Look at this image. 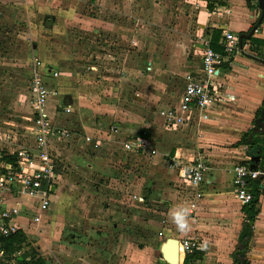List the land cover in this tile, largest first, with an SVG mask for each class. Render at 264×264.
I'll return each mask as SVG.
<instances>
[{
    "label": "crops",
    "instance_id": "0c3cea01",
    "mask_svg": "<svg viewBox=\"0 0 264 264\" xmlns=\"http://www.w3.org/2000/svg\"><path fill=\"white\" fill-rule=\"evenodd\" d=\"M74 1L75 4H69L67 0H24L23 3L21 0H0V153L5 150L12 155L17 149L33 143L29 82L34 72L41 75L47 89L46 111L51 121L68 131H76L73 137L51 140L58 168L62 165V169H66L63 165L66 160L67 169L56 170L53 195L36 226L32 223V215L36 212L38 197L6 195L7 204L19 202L21 212L17 222L26 236L25 245H29L28 236H38L19 255L27 253L24 257L27 264H170L160 254L165 239L193 237L201 246L188 254L185 264H229L246 221L243 204L234 195L232 168L248 159L264 165V151L258 149L256 156L249 157L248 145L238 143L244 133L254 127L253 120L259 115H255V111L264 105V19L250 37H243L245 41L240 44L241 50L225 57L222 62L220 80L225 98L211 105L205 118L197 110L182 111L179 96L176 106H164L158 112L161 127H154L147 121V125H141L128 136L106 111V103H102L101 98L98 103L87 91H77L72 76L67 73L72 71L73 65L69 63V68L64 69L58 58L45 55L32 39L33 35L27 49L15 51L17 66L12 64L11 37L6 25L15 12L19 16L23 11L31 21L38 10L43 18H48L49 28L58 23L78 25L82 22L84 32L90 37L93 33H107L121 27V19L102 15L108 7L115 12L118 10L113 0ZM222 1L224 5H214L210 10L205 0H150L152 9H147L149 15L164 8L172 19L174 6L177 10L188 11V14L183 13L184 34H177V39L171 40L174 41L171 47L176 53L183 54L185 60L184 69L179 73L186 75L182 90L187 80L202 77V39L207 38L210 43L214 30H219L220 43L226 31L238 37L257 19L259 10L246 6L247 1L255 3V0ZM78 2L83 6L76 5ZM45 6L48 9L44 10ZM94 6L101 13H97ZM188 15L190 18L186 19ZM179 40L186 45L188 41L195 43L191 45L193 48L185 51L183 46L175 44ZM130 41L132 46L137 44L135 38ZM197 41L199 45H196ZM88 43L89 48H96L92 39ZM153 57L148 60V69H152L151 65L155 68L156 57ZM188 57L191 64L187 62ZM12 91L17 95V103L12 102L15 99L10 97ZM63 92H71L68 93L70 98ZM12 110L19 113L13 115ZM169 110H175V118L167 116ZM251 137L258 140L256 145L264 146V132H251ZM135 138L145 140L155 153L141 147L125 148L124 144ZM108 155L114 157L113 169L101 163V159ZM196 157H202L208 163L207 183L196 199L194 211L186 214L180 211V207L193 196L191 191V194L186 191L188 188L182 181V165L177 166L175 161L188 164ZM122 165L128 166L126 169L131 172L126 187L133 193L132 200L140 202V197L141 201L149 202L146 214L142 212L145 215L141 216L138 209L118 207L113 203L114 196L96 191L105 181L102 177L113 173L116 177L119 174V171L116 174V167L120 169ZM86 174L99 175L100 178L91 183L93 186L87 187ZM75 176H81L80 180ZM260 179L256 214L249 220L252 230L250 264H264V172ZM79 185L90 192L76 190ZM184 258L185 255L180 253L178 264H184ZM10 261L19 264L18 257Z\"/></svg>",
    "mask_w": 264,
    "mask_h": 264
},
{
    "label": "rangeland",
    "instance_id": "374dc122",
    "mask_svg": "<svg viewBox=\"0 0 264 264\" xmlns=\"http://www.w3.org/2000/svg\"><path fill=\"white\" fill-rule=\"evenodd\" d=\"M23 1L21 0V3ZM67 1L69 4L76 3L74 0ZM104 2H107V0H104ZM112 2L118 5V10L115 12L111 7H108V10H104L102 15L105 13V16L109 19H121V27L117 30H109L107 33H93L92 37L88 32H84L81 26L82 22L78 25L71 21V24L58 23L49 28L47 27L50 24L48 18H43L38 10H36V14L32 15L31 21L28 20L27 16L25 17L23 11L19 16L15 12L9 18L10 21L6 25V29L11 37L13 65H16L15 61L17 60V58H14L15 51L18 52L21 48L27 49L31 43L30 37L33 35V38H31L36 41V45L41 48L45 55L58 58L64 69L69 68V63L73 65L71 66L72 71L67 73L72 76L73 85L77 87V91L80 93L87 91L86 93L92 94L96 101L101 98V102L106 103V111L116 119L120 130L129 136L132 132L135 133L141 125H147V121L153 123L154 127H161V120L158 116L160 109L164 106H176L178 104L182 85L186 79V75L179 74L182 72L181 69L184 67L185 60L183 54L174 51L171 43L177 39V34H184L185 17L183 13L188 14V11L177 10L174 6L171 19L169 11L164 8L163 10L158 9L155 14L152 12L149 15L148 10L152 9L150 0H113ZM52 5H55V3ZM76 5L83 6V3L78 2ZM32 6L34 7V5ZM47 7L45 6L44 10L45 8L48 9ZM81 8L83 11V7ZM93 8L95 9L96 6ZM96 12L101 13L97 8ZM152 15H154L153 18ZM189 18L188 15L186 19ZM24 36H28V38ZM131 38H135L137 43L133 44L135 46H132ZM90 39L93 40L92 44L96 48H89L88 41ZM193 43L195 41H188L186 45L179 40L175 44L183 46V50L189 51L193 48ZM198 43L199 41L196 42V45H199ZM192 44L193 46H191ZM153 56L156 57L155 68L151 65L152 69H148V60L151 61L154 58ZM187 62L188 64L192 63L190 57H188ZM64 84L65 87H68V84ZM63 93H67L66 97L70 98L68 93L71 92ZM10 97H14L15 99H12V102L17 103L15 91H12ZM11 113L16 115L19 112L12 110ZM70 132V137H73L76 131ZM256 138L260 140L261 137L257 135ZM28 143L30 142L28 141ZM101 160V163L109 165V168H114L113 156L108 155ZM63 165L67 169L66 160ZM126 168L129 167L124 165L120 169L116 167V174L119 171L116 177L114 173L111 176H103L102 179H105V181L102 183L103 185L97 187L96 191L98 194L101 192L102 194L106 193L114 196L113 203L118 207L125 210L138 209L141 211V216L145 215L146 208L150 206L149 202H134L132 200L133 193L131 189L126 187V183L127 186L129 185L131 172L130 169ZM66 169H62L61 165L56 170ZM86 175L89 181L84 178L83 180L88 181L87 187L93 186L94 184L91 183L100 178L99 175ZM80 178L81 176H75L76 180H80ZM182 178V181H184V177ZM71 188L73 189V187ZM76 190L82 193L89 191L83 185L77 186ZM186 191L192 192V189L188 188ZM143 211H145V214H142ZM28 238L29 245L23 246L24 250L30 246V242L32 243L38 239V236L33 234ZM0 261H2V256H0Z\"/></svg>",
    "mask_w": 264,
    "mask_h": 264
},
{
    "label": "built area",
    "instance_id": "2783aa9c",
    "mask_svg": "<svg viewBox=\"0 0 264 264\" xmlns=\"http://www.w3.org/2000/svg\"><path fill=\"white\" fill-rule=\"evenodd\" d=\"M221 44L223 53L216 52L209 44V39L200 41V59L202 77L186 81L180 95L179 107L182 111L197 110L202 117H206V110L213 104L225 98L220 80V67L226 58L235 55L241 50L236 34L226 31L222 34ZM54 75H56L54 73ZM29 94L33 108V143L27 147H21L13 152V159L6 160L0 153V245L1 238L10 235L22 227L17 222V216L21 212L19 202L6 203V195L17 197L27 194L38 197L36 212L32 215L34 226L40 221L41 213L45 210L54 192L56 184L57 158L51 148L53 138L70 137L71 132L54 124L46 111L48 92L42 77L34 72L29 82ZM68 110V108H66ZM167 116L175 118V110H169ZM125 148L141 147L149 153H155V149L149 146L145 140L135 138L124 144ZM182 165L184 182L187 188L192 189L191 199L180 207V211L191 214L195 209L196 199L202 194V187L207 183L206 173L208 163L202 157H196L194 161ZM261 168L238 162L232 168V184L235 197L247 204L252 200L250 180L263 174ZM141 201V198H138ZM37 230V229H36ZM25 241L14 252L19 255L23 251ZM201 244L193 237H181L179 239V252L183 255L199 249ZM0 255L2 249L0 247ZM13 263L12 261H10Z\"/></svg>",
    "mask_w": 264,
    "mask_h": 264
},
{
    "label": "trees",
    "instance_id": "16d2710c",
    "mask_svg": "<svg viewBox=\"0 0 264 264\" xmlns=\"http://www.w3.org/2000/svg\"><path fill=\"white\" fill-rule=\"evenodd\" d=\"M207 2L208 9L212 10L214 5H224L225 2L222 0H205ZM246 6L248 8H256L257 6L255 3H251L250 1L246 2ZM219 37V30H214L212 38L210 40V46L213 50L223 53V46L220 42H218ZM245 38H242L241 45L244 43ZM260 111V108H258L255 111V115H258ZM252 132V129H249L244 135L239 139L238 143L240 144H247V154L249 157L256 156L260 149L261 151H264V146L256 145L257 139L250 138L248 139V135ZM255 140V141H254ZM2 157L6 160H12L14 155L9 154L5 150L1 151ZM264 159V154H263ZM251 159H248L246 161H243L241 163H245L248 165H255L257 168H261L263 170L264 165H260L259 163H253ZM260 177L254 178L250 180V186L251 191L253 194L252 200L247 203L243 204V213L244 217L246 218L245 223L242 226L241 232L238 237V243L234 247V249L231 252V262L229 264H250V257H249V250H250V240L252 236V230L251 226L249 224V220H251L255 214H256V203H257V196L260 193ZM25 234L18 230L14 233H11L8 236L1 238V249H2V261H0V264H12L10 260L14 257H18V263L19 264H27L28 261H25L24 257L27 256V253L24 252L23 255H14V252L18 250L21 247V243L25 241ZM21 256V257H20ZM188 258V254L185 255L184 258V264L186 263V260Z\"/></svg>",
    "mask_w": 264,
    "mask_h": 264
},
{
    "label": "water",
    "instance_id": "95a60500",
    "mask_svg": "<svg viewBox=\"0 0 264 264\" xmlns=\"http://www.w3.org/2000/svg\"><path fill=\"white\" fill-rule=\"evenodd\" d=\"M255 4L257 6V9L259 10L257 19L252 24V26L247 32H241L238 34L239 45L241 44L242 38L250 37L252 32L256 29V27L264 19V0H255ZM253 121H254V127L252 128V132H255L257 134L263 133L264 132V105L261 106L259 115L255 117ZM250 136H251V133L249 134V138ZM252 166H255V165H252ZM260 176L261 175H259V177ZM160 254L170 264H178L179 262V240L176 237H167L161 245Z\"/></svg>",
    "mask_w": 264,
    "mask_h": 264
},
{
    "label": "bare ground",
    "instance_id": "6f19581e",
    "mask_svg": "<svg viewBox=\"0 0 264 264\" xmlns=\"http://www.w3.org/2000/svg\"><path fill=\"white\" fill-rule=\"evenodd\" d=\"M179 259H180V253H179Z\"/></svg>",
    "mask_w": 264,
    "mask_h": 264
}]
</instances>
